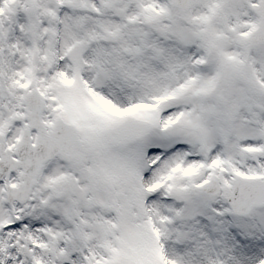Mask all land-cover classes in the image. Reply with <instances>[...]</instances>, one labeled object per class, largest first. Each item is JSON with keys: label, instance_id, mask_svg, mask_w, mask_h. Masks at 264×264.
I'll list each match as a JSON object with an SVG mask.
<instances>
[{"label": "snow or ice", "instance_id": "6c2138e0", "mask_svg": "<svg viewBox=\"0 0 264 264\" xmlns=\"http://www.w3.org/2000/svg\"><path fill=\"white\" fill-rule=\"evenodd\" d=\"M0 264H264V0H0Z\"/></svg>", "mask_w": 264, "mask_h": 264}]
</instances>
